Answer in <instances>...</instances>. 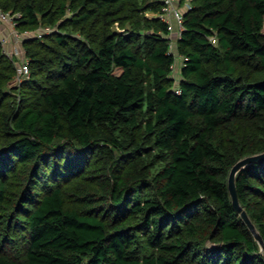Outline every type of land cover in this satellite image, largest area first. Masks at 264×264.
I'll use <instances>...</instances> for the list:
<instances>
[{"label": "trees", "instance_id": "16d2710c", "mask_svg": "<svg viewBox=\"0 0 264 264\" xmlns=\"http://www.w3.org/2000/svg\"><path fill=\"white\" fill-rule=\"evenodd\" d=\"M178 3L0 0V264H264V0Z\"/></svg>", "mask_w": 264, "mask_h": 264}, {"label": "built area", "instance_id": "2783aa9c", "mask_svg": "<svg viewBox=\"0 0 264 264\" xmlns=\"http://www.w3.org/2000/svg\"><path fill=\"white\" fill-rule=\"evenodd\" d=\"M165 3L164 13L161 15L164 19L170 21L172 27L176 23L178 24V35L180 36L182 30L184 29V12L178 0H163ZM183 8L190 9L192 8V0H183ZM21 16L20 12H12L4 10L0 7V21L3 23H7L8 26L12 27L11 36H14V39L20 40L23 42L24 36L29 33H33L34 31L25 30L24 32L20 31L17 27L18 18ZM37 32V31H36ZM39 33V32H37ZM8 37H0V40L3 41L4 49L6 53H8L11 57L14 58V61L17 65V72L15 75V82L17 84L21 83L24 79L29 77L30 75V57L27 55V50L25 47L16 46L14 49H9L5 44ZM214 39L215 37L212 36ZM174 47V42H171V48ZM18 59V60H17ZM180 91V88L177 89Z\"/></svg>", "mask_w": 264, "mask_h": 264}, {"label": "water", "instance_id": "95a60500", "mask_svg": "<svg viewBox=\"0 0 264 264\" xmlns=\"http://www.w3.org/2000/svg\"><path fill=\"white\" fill-rule=\"evenodd\" d=\"M263 159H264V151L259 152V153H255V154H251V155H247V156L239 159L232 166V168L230 170L229 177H228V186H229V190H230V193L232 196V201H233L235 208L241 213V215L244 218V220L246 221L248 227L253 232L255 238L259 241V243L261 245L262 252L264 254V237L260 233V231L257 229L255 223L253 222V220L251 219V217L247 213L245 207L241 204L239 194H238V190H237V183H236L237 173L240 169L244 168L245 166H247L250 163L258 162V161H261Z\"/></svg>", "mask_w": 264, "mask_h": 264}, {"label": "rangeland", "instance_id": "374dc122", "mask_svg": "<svg viewBox=\"0 0 264 264\" xmlns=\"http://www.w3.org/2000/svg\"><path fill=\"white\" fill-rule=\"evenodd\" d=\"M176 28H178V24H176ZM0 29L3 31V37H8L7 40H6V46L9 48V49H14L15 45L16 46H23V42L20 41V40H15L14 39V36H11V31H12V27L8 26L7 23H3L2 21H0ZM178 30V29H176ZM24 47V46H23ZM26 49V48H25ZM18 60V59H17ZM182 63V60L181 58L179 57L178 58V61L177 63L174 65V71H173V75L175 76V79L178 80V78L180 77V74H179V68H180V64ZM173 76V77H174ZM178 83V82H176Z\"/></svg>", "mask_w": 264, "mask_h": 264}, {"label": "crops", "instance_id": "0c3cea01", "mask_svg": "<svg viewBox=\"0 0 264 264\" xmlns=\"http://www.w3.org/2000/svg\"><path fill=\"white\" fill-rule=\"evenodd\" d=\"M177 28H176V23L173 25V30H172V36H173V38L174 39H177L178 37H179V35H178V31L176 30ZM4 35H1L0 34V37H3Z\"/></svg>", "mask_w": 264, "mask_h": 264}]
</instances>
